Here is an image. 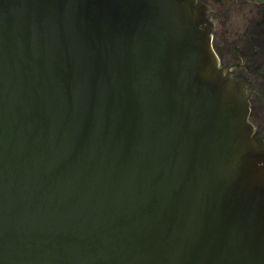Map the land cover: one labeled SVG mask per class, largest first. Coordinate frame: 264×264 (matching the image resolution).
<instances>
[{"label":"water","instance_id":"water-1","mask_svg":"<svg viewBox=\"0 0 264 264\" xmlns=\"http://www.w3.org/2000/svg\"><path fill=\"white\" fill-rule=\"evenodd\" d=\"M201 0H0V264H264V141Z\"/></svg>","mask_w":264,"mask_h":264},{"label":"flooded vegetation","instance_id":"flooded-vegetation-1","mask_svg":"<svg viewBox=\"0 0 264 264\" xmlns=\"http://www.w3.org/2000/svg\"><path fill=\"white\" fill-rule=\"evenodd\" d=\"M219 65L247 83V120L264 141V0H201Z\"/></svg>","mask_w":264,"mask_h":264}]
</instances>
